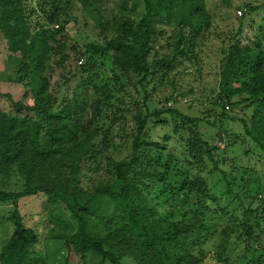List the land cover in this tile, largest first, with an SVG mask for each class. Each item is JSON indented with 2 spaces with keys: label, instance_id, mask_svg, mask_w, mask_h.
<instances>
[{
  "label": "trees",
  "instance_id": "obj_1",
  "mask_svg": "<svg viewBox=\"0 0 264 264\" xmlns=\"http://www.w3.org/2000/svg\"><path fill=\"white\" fill-rule=\"evenodd\" d=\"M108 1L0 0V34L18 58L13 80L32 101L11 100V111L0 110V176L22 179L21 190L0 189V203L15 206L0 264H48L47 241L66 251L64 264L70 256L78 264H122L125 256L135 264H258L261 254L242 255L239 262L229 257L228 238L217 250L202 247L214 232L205 218L215 197L192 167L208 161L219 170L224 132L217 133L219 144H211L201 131L203 119L165 104L157 108L151 98L156 83L169 81L207 36L212 22L204 0H118L113 9ZM75 4L98 30L92 41L80 43L66 31ZM242 8L264 10V0ZM251 30L246 42L238 31L221 48L216 99L222 115L237 104L253 107L249 122L242 120L244 132L264 151V14ZM97 57L110 60L126 82L135 79L141 100L126 101L125 87L100 80L93 72ZM82 59L53 85L55 67L64 70ZM78 75L82 80L69 92ZM164 126L169 130L162 132ZM117 134L128 145L121 158L109 153L117 148ZM173 138L176 151L169 148ZM104 160L110 180L83 189L82 165H96L95 171ZM39 192L50 203L46 221L52 225L42 238L24 225L16 207ZM257 211L248 206L245 212ZM257 226L246 220L240 230L252 238Z\"/></svg>",
  "mask_w": 264,
  "mask_h": 264
},
{
  "label": "rangeland",
  "instance_id": "obj_2",
  "mask_svg": "<svg viewBox=\"0 0 264 264\" xmlns=\"http://www.w3.org/2000/svg\"><path fill=\"white\" fill-rule=\"evenodd\" d=\"M118 0H109L108 7L114 8ZM262 0H204L205 7L211 17V28L204 39L198 40L195 48L191 49L190 56L183 61L171 74L169 81L164 80L156 83V88L151 91L153 104L162 108L163 104L179 109L183 113L203 119L201 131L204 138L211 144H219L218 131H223L224 136L220 147L223 148L219 170H211V164L206 161L203 165L192 167V172L201 175L209 188L210 194L215 197L211 207L206 210L205 224L214 230L202 246L205 252L217 250L226 238L229 239L227 255L234 261L239 262L242 255L257 257L260 255L258 264H264V202L257 195L264 191V151L260 149L251 138L245 134L243 121L248 123L253 107H247L244 103L226 108V114L222 115V108L217 98L219 81V64L221 61V48L232 41L241 31L238 37L243 42L252 36L251 26L259 23L264 10L246 13L242 8L245 3H260ZM71 21L67 25V33L80 43L92 41L98 34L93 21L85 14L79 4L71 13ZM168 31L169 27L164 26ZM164 40L162 39L161 42ZM159 46V45H158ZM160 49V47H159ZM85 63V59L75 63L72 61L63 70L55 67L52 72V83L58 87L64 77H68V70ZM18 58L7 50L6 40L0 34V110L11 111L13 101H22L31 104V93L20 83L13 79ZM110 60L97 57L93 66V72L102 81H110L111 87H125L128 96L126 101L141 100L142 90L137 92L134 85L135 79L128 82L115 75ZM78 75L72 78L70 90H75L81 81ZM173 82V85L170 83ZM139 89V87L137 88ZM171 97L169 101L167 98ZM238 100V98H234ZM216 100V104L213 102ZM233 117V118H232ZM209 122L206 123L205 121ZM243 120V121H242ZM213 122L215 124H213ZM117 127V126H116ZM164 126L161 131H168ZM157 134V131H153ZM171 139L168 143L170 149H180L178 143ZM116 149H110L109 153L115 158H121L128 153L124 137L117 134L115 137ZM96 165L85 162L82 175L79 177L83 189L91 191L94 186L110 180V174L104 160L99 168L94 171ZM91 168L92 170H88ZM230 190H229V189ZM1 190H21L22 179L17 174L0 176ZM229 190V192H227ZM50 203L39 192L36 195L26 196L17 202L18 212L23 216L24 225L37 234L39 238L47 236L48 228L52 225L47 223L46 214ZM161 207L165 211L168 207ZM250 206L258 211L247 214L245 211ZM224 211L221 212L218 208ZM15 206L11 202L0 203V244L5 242L12 231V223L9 221L11 212ZM215 208V210L213 209ZM43 218V219H42ZM258 221L254 227L252 238L240 230L243 221ZM248 239V242H244ZM48 264H64L66 251L58 242L47 241ZM122 264H135L133 260L125 256ZM71 262V263H70ZM77 263L76 257H71L69 263ZM78 264V263H77ZM90 264V262H87ZM204 264L211 263L209 259Z\"/></svg>",
  "mask_w": 264,
  "mask_h": 264
},
{
  "label": "built area",
  "instance_id": "obj_3",
  "mask_svg": "<svg viewBox=\"0 0 264 264\" xmlns=\"http://www.w3.org/2000/svg\"><path fill=\"white\" fill-rule=\"evenodd\" d=\"M258 199L264 202V191L263 192H259L257 195Z\"/></svg>",
  "mask_w": 264,
  "mask_h": 264
}]
</instances>
